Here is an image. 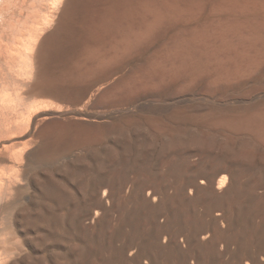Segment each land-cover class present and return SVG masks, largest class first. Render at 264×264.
<instances>
[{
    "label": "bare ground",
    "instance_id": "6f19581e",
    "mask_svg": "<svg viewBox=\"0 0 264 264\" xmlns=\"http://www.w3.org/2000/svg\"><path fill=\"white\" fill-rule=\"evenodd\" d=\"M0 264H264V0H0Z\"/></svg>",
    "mask_w": 264,
    "mask_h": 264
}]
</instances>
